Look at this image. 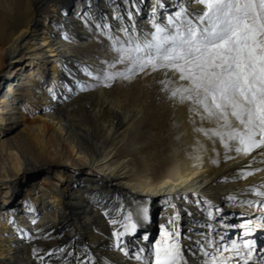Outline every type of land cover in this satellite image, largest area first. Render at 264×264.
Listing matches in <instances>:
<instances>
[{
	"label": "bare ground",
	"instance_id": "6f19581e",
	"mask_svg": "<svg viewBox=\"0 0 264 264\" xmlns=\"http://www.w3.org/2000/svg\"><path fill=\"white\" fill-rule=\"evenodd\" d=\"M165 2L171 7L172 0ZM152 3L139 0L138 28L150 27ZM117 5L125 8L123 0H0V264H41L33 248L46 262L63 264L58 253L45 254L65 246L77 254L88 246L101 262L135 264L112 248L109 221L121 205L134 215L143 205L150 210V223L124 238L131 248L137 239L145 245L159 239L157 218L166 209L164 225L179 211L182 232L203 223L205 216L184 199L193 194L220 206L235 224L233 213L243 209L224 198L264 182V172L233 182L240 169L264 168L256 153H232L225 162L217 144L220 163H212L211 143L193 131L187 108L160 91V73L79 90L77 81L94 83L83 67L96 70L112 59L93 21L117 25ZM198 141L205 145L199 152Z\"/></svg>",
	"mask_w": 264,
	"mask_h": 264
},
{
	"label": "snow or ice",
	"instance_id": "6c2138e0",
	"mask_svg": "<svg viewBox=\"0 0 264 264\" xmlns=\"http://www.w3.org/2000/svg\"><path fill=\"white\" fill-rule=\"evenodd\" d=\"M123 3L125 8L117 5L113 16L117 25L106 18L93 21L95 30L109 41L112 59L102 61L96 70L83 67V74L94 83L77 81L79 90L112 87L118 80L131 82L142 74L160 73V91L173 106L187 108L193 131L212 145L213 164L220 163L217 144L225 162L235 158L232 153L264 157V0H172L171 7L165 0H153L146 30L136 24L139 0ZM48 91L57 99L53 88ZM202 149L205 145L198 141L195 150ZM258 172L264 168L240 169L233 182ZM223 182H229V177ZM193 195L192 201L184 199L205 216L203 223L182 232L177 211L167 225H160L159 239L146 245L137 239L131 248L124 238L135 235L141 223H150V210L143 205L134 215L125 213L121 205L118 216L109 221L114 226L112 248L135 264H264V182L224 198L228 207L243 209L233 213L234 219L238 217L235 224L227 223L220 206ZM142 241H149V235L144 234ZM32 255L41 264H51L36 248ZM45 255L63 257V264H69V257L72 264H109L98 261L88 246L80 254L65 246Z\"/></svg>",
	"mask_w": 264,
	"mask_h": 264
},
{
	"label": "rangeland",
	"instance_id": "374dc122",
	"mask_svg": "<svg viewBox=\"0 0 264 264\" xmlns=\"http://www.w3.org/2000/svg\"><path fill=\"white\" fill-rule=\"evenodd\" d=\"M48 90V89H47ZM34 115V111H28L27 112V119H31V117ZM0 184H1V182H0ZM4 191V187H2L1 188V186H0V193L1 192H3ZM165 208V207H164ZM170 211V210H169ZM168 212V209H166L164 212H161L160 213V215L158 216V218H157V223H158V225L160 226V225H164V223H165V221H164V219H165V216H166V213ZM162 214H163V216H162ZM187 218H188V220H192V217H189V216H186ZM187 218H185L184 217V219H183V221L184 222H187L186 220H187Z\"/></svg>",
	"mask_w": 264,
	"mask_h": 264
}]
</instances>
